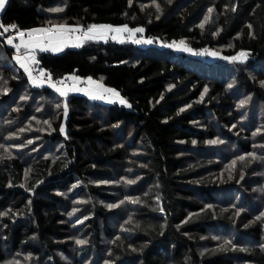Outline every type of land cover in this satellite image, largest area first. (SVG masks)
I'll list each match as a JSON object with an SVG mask.
<instances>
[{"label":"trees","instance_id":"1","mask_svg":"<svg viewBox=\"0 0 264 264\" xmlns=\"http://www.w3.org/2000/svg\"><path fill=\"white\" fill-rule=\"evenodd\" d=\"M0 18V264H264V0H7ZM101 24L152 43L38 51L42 85L4 31ZM72 74L130 106L49 86Z\"/></svg>","mask_w":264,"mask_h":264},{"label":"snow or ice","instance_id":"2","mask_svg":"<svg viewBox=\"0 0 264 264\" xmlns=\"http://www.w3.org/2000/svg\"><path fill=\"white\" fill-rule=\"evenodd\" d=\"M7 0H0V10H2L5 5H6ZM211 11V9L209 10ZM203 27V25H201ZM13 29L16 28V26H12ZM77 29H68L64 25L57 26L55 29L53 28H36V29H31L27 31H22V30H16V37H9L7 40V43L10 45H13L16 49L17 55L14 57L17 63L20 64L22 68L29 74V78H31V71L28 67V62H35V56H34V50L39 48L41 50H48L49 48L52 51H62L63 46H66L70 37L67 35L68 32L76 31ZM127 30V26H124V28H112L111 26H97V25H92L90 26L87 31H84L80 37H76L75 39L77 41H82V40H92V39H103L105 34L108 31H114V32H122ZM5 32L9 31L8 28L4 29ZM136 32H143V29H136ZM19 38L20 43L14 44V39ZM136 43H152V40H145V41H140L137 40L135 41ZM75 46H80L79 43H77ZM174 45H167V47H173ZM176 47H183V50L185 51H192V49L187 48L184 46V42L181 41L179 45H175ZM24 49V54L21 55V50ZM211 55H216V53H210ZM248 54L246 52H240L237 56L235 57H230L226 59H231L233 61L239 60L240 62H243L247 59ZM50 76V74H49ZM75 79V78H73ZM33 84H36V80H32ZM55 87V85H52ZM231 87V85H229ZM57 91L61 93V95H66L67 93L65 91H62L61 89L57 88ZM70 90H78V89H70ZM107 92H111L115 95H119V93H116L115 90L112 89H105ZM205 92H207V89H205ZM94 99H104L103 95L99 96H94ZM121 103H126V101L121 100ZM243 103V102H242ZM130 106V105H129ZM63 131V128L61 129ZM212 143H216V141H212ZM254 155V154H253ZM241 160L244 159V157H240ZM235 163V162H234ZM129 183H132V181H129ZM133 203H136V200L132 201ZM78 244H83L85 243L84 241H77ZM230 243V241L225 242Z\"/></svg>","mask_w":264,"mask_h":264},{"label":"rangeland","instance_id":"3","mask_svg":"<svg viewBox=\"0 0 264 264\" xmlns=\"http://www.w3.org/2000/svg\"><path fill=\"white\" fill-rule=\"evenodd\" d=\"M82 26H77V27H74V28H70V29H77L76 31H72V32H70V34L71 35H73V36H77V37H80L81 35H82V33L81 32H79V29L81 28ZM114 29L115 28H124V26H122V27H113ZM13 30V29H12ZM129 31H135V29L134 30H129V28L127 27V30H125V31H122V32H114V31H110L112 34H114V33H116V34H118V35H120L119 36V38H121L120 40H125V41H135V40H137V39H142L141 37H140V34H142V32L140 33L139 32V35H138V33L136 32V33H134V32H129ZM110 33V34H111ZM127 33V34H126ZM109 39H110V37H109ZM117 40H119V39H117ZM143 41H145V39L143 40ZM117 42H120V41H117ZM180 42L181 41H173V42H169V43H161V42H157V46H166L167 47V45H174L173 47H167V48H169L170 49V52L171 53H179V52H184V53H186V54H190L191 56H194V57H197V58H200V59H202V60H216V59H219L220 57H222V55L220 54V53H218V52H216V51H214V50H211V49H202V50H198V51H195V50H192V51H185V50H183V47H176L175 45H179L180 44ZM153 43H155V42H153ZM146 44H148V43H146ZM163 44V45H162ZM74 45V44H73ZM184 46H186L187 48H190L188 45H187V43H185L184 42ZM73 47H77V46H73ZM165 47V48H166ZM191 49V48H190ZM56 53H58V52H56ZM210 53H216V55H211ZM239 54V53H238ZM238 54H236L235 56H237ZM34 56L36 57V54L34 53ZM234 56V57H235ZM37 58V57H36ZM226 60H231V59H226ZM29 75V74H28ZM93 81H94V79H91V78H86V79H79L77 82H75V83H73L72 85H70V86H66V85H64V83L63 82H61L60 80H58L57 82H56V84H55V87H53L52 85H54V84H50L49 86H51V87H53L55 90L57 89V88H59V89H61L62 91H65L67 94H68V92H74L75 90H70V89H72L73 87H77V86H82L83 84H85V86H86V88L88 87V88H90V89H92L93 88ZM96 81V80H95ZM97 83L100 85V89H98L101 93H102V95L103 96H105L104 98H108L109 100H111V101H116V102H120L121 103V100H124L122 97H119V95L117 96V95H115V94H112L111 92H107V91H105V87H102V86H104V85H102L99 81H97ZM34 85V84H33ZM107 89H112V88H107ZM113 90V89H112ZM57 91V90H56ZM57 92H59V91H57ZM116 92V91H115ZM117 93V92H116ZM62 98H65L66 96H67V94L66 95H61V93L59 92L58 93ZM98 100V99H97ZM100 101V100H99ZM125 101V100H124ZM121 104H126V103H121ZM126 106H129L128 104H126Z\"/></svg>","mask_w":264,"mask_h":264},{"label":"crops","instance_id":"4","mask_svg":"<svg viewBox=\"0 0 264 264\" xmlns=\"http://www.w3.org/2000/svg\"><path fill=\"white\" fill-rule=\"evenodd\" d=\"M3 10V9H2ZM2 10H0V13H1V11ZM58 26H60V25H58ZM64 26H66L68 29H70V28H73L74 26H68V25H64ZM97 26H110V25H106V24H101V25H97ZM57 26H55V25H48V26H43V27H36V28H53V29H55ZM112 28L113 27H115V26H111ZM119 27H122V26H119ZM36 28H31V29H36ZM31 29H26V30H22V31H27V30H31ZM16 30L17 29H14V33H13V37H16ZM18 30H21V29H18ZM129 30H131V29H129ZM129 32H131V31H129ZM133 32H136V31H133ZM111 32L110 31H108L106 34H105V36H104V38L103 39H93V40H99V41H105V40H107V39H109V37H110V39L111 40H113V41H120V42H122V41H125V40H120L121 38H119V36L120 35H118V34H116V33H114V34H110ZM127 34V33H126ZM67 35L70 37V39H69V41H68V43H67V45L66 46H63V49L65 48V47H73L74 45H76L77 43H79L80 45L85 41V40H82V41H77L75 38L77 37V36H73V35H71L70 34V32H68L67 33ZM9 38V37H8ZM117 39H119V40H117ZM18 43H20V40H19V38H17V40H16V43L15 44H18ZM74 44V45H73ZM49 51H52L50 48L48 49ZM25 50L24 49H22L21 50V52H24ZM38 51H42L41 49H39V48H37V49H35L34 50V53L35 54H37V52ZM52 52H55L56 53V51H52ZM60 52V51H59ZM31 78L32 79H30L29 78V81L32 83V80H36V84H34V85H41V84H43V82H41V81H39V80H37V79H35V78H33L32 76H31ZM86 79V78H85ZM33 84V83H32ZM102 87H105V86H102ZM106 89H107V87H105ZM72 89H78V90H75L74 92H78V93H83V94H86L87 96H89V97H91V98H93L94 96H99V95H102V93L98 90V89H100V85L97 83V81H93V88L92 89H90V88H86V86H85V84H83L82 86H75V87H73ZM113 94V93H112ZM105 97V96H104ZM120 97V96H119ZM98 99V98H97ZM98 100H103L104 102H107V103H110L111 102V100H109L108 98H104V99H98Z\"/></svg>","mask_w":264,"mask_h":264},{"label":"built area","instance_id":"5","mask_svg":"<svg viewBox=\"0 0 264 264\" xmlns=\"http://www.w3.org/2000/svg\"><path fill=\"white\" fill-rule=\"evenodd\" d=\"M0 24H2L1 22V18H0ZM9 31H7V33L9 35H13V30L12 28L8 27ZM87 27H81L79 29V32L83 33L84 31H87ZM140 37L143 39H148L146 36H144V34H140ZM150 39V38H149ZM24 53H22L21 55H23ZM28 67L32 73V75L34 77H36L37 79H43V80H48L49 79V73L40 65L39 61L37 60V58L35 57V62H28ZM75 78V79H73ZM79 79H85L84 77H78L74 74L72 75H67L64 78L58 79L61 82L64 83V85L66 86H70L73 83L77 82ZM58 80H55L54 82L56 83Z\"/></svg>","mask_w":264,"mask_h":264}]
</instances>
